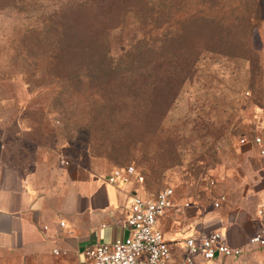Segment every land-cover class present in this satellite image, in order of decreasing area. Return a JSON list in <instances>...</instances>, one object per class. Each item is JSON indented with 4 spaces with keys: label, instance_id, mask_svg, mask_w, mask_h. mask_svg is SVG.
<instances>
[{
    "label": "rangeland",
    "instance_id": "1",
    "mask_svg": "<svg viewBox=\"0 0 264 264\" xmlns=\"http://www.w3.org/2000/svg\"><path fill=\"white\" fill-rule=\"evenodd\" d=\"M246 2L0 0V137L4 120L25 116L40 121L29 134L61 162L78 159L105 174L132 165L148 195L172 187L205 202L212 184L227 183L243 164L255 118L264 115V20L245 23L255 13ZM196 15L212 17V51L200 55L180 91H166V75L162 91L92 82L87 63L103 66L104 51L117 67L126 51L149 48L142 78L155 58L191 50L197 33L183 22ZM178 32L185 36L166 41ZM73 45L91 53L73 61ZM75 74L83 75L77 91Z\"/></svg>",
    "mask_w": 264,
    "mask_h": 264
},
{
    "label": "crops",
    "instance_id": "2",
    "mask_svg": "<svg viewBox=\"0 0 264 264\" xmlns=\"http://www.w3.org/2000/svg\"><path fill=\"white\" fill-rule=\"evenodd\" d=\"M3 123L0 264H90L84 254L87 248L127 234L122 222L133 195L154 196L135 178L111 183L109 174L89 163L61 162L50 147L29 134L40 121L24 116ZM252 131H264V115H257ZM24 146H29L27 154ZM240 155L243 164L231 171L227 183H213L205 202L174 190L180 209H166L158 217V227L171 245L168 264L182 262L185 239L200 230L220 231L228 245L242 252L218 253L212 259L197 255L192 264H264V246L248 243L264 221V155L250 145Z\"/></svg>",
    "mask_w": 264,
    "mask_h": 264
},
{
    "label": "built area",
    "instance_id": "3",
    "mask_svg": "<svg viewBox=\"0 0 264 264\" xmlns=\"http://www.w3.org/2000/svg\"><path fill=\"white\" fill-rule=\"evenodd\" d=\"M249 144L258 148L259 155H264V131L255 133ZM132 178L143 182V175L132 165L114 169L108 175L111 183L128 182ZM219 199L213 203L214 206H219ZM179 207L172 187H165L149 198L134 194L129 214L122 222L127 234L112 242L89 247L84 254L90 264H168L171 245L158 227V217L166 209L178 211ZM248 243L264 246V221L260 229L248 238ZM241 252L240 247L228 245L220 231L200 230L185 239V254L180 264H192L197 255L212 259L218 253L237 256Z\"/></svg>",
    "mask_w": 264,
    "mask_h": 264
},
{
    "label": "trees",
    "instance_id": "4",
    "mask_svg": "<svg viewBox=\"0 0 264 264\" xmlns=\"http://www.w3.org/2000/svg\"><path fill=\"white\" fill-rule=\"evenodd\" d=\"M249 7L255 9V13L250 16V19L245 23L249 22L251 25L252 19L257 21L264 20V0H248L246 2ZM193 22V23H192ZM184 25L193 26L194 24L197 36L193 40L191 50L185 52L178 46L173 51L167 52L165 58H155L153 66L150 68L149 73L142 76L138 75L140 71H143V66L148 62H142L144 54H150L149 48H143L137 53H133L130 50L126 51L123 55V60L117 67H114L109 61H107V51L103 52L104 65H94L92 62H88L87 70H91L95 73L92 76V82L94 84H100L102 82L110 83L109 91L112 88V83L117 84V91H162V79L166 75L167 79L170 80L166 91H180L181 85L188 75L191 73L192 65L204 52L212 51V17L207 15H196L185 20ZM185 33H173L166 37V41L180 40ZM216 38H220L217 35ZM159 48H165V43H162ZM219 53L218 51H214ZM70 53L73 55V61L75 57L82 53V56L86 58V55L91 53V48L88 46H71ZM152 53H155L153 51ZM93 59V58H92ZM94 65L97 68L91 67ZM79 66V65H78ZM137 66V71L136 67ZM163 67V68H162ZM91 75V73H89ZM81 74H75L71 79V88L77 91L79 88L78 84L81 82ZM88 78V77H87ZM98 82V83H97ZM101 85H97L99 88ZM104 86H108L107 84ZM105 90V89H104ZM79 91V90H78ZM176 92L170 95L168 100V107L171 106L172 102L176 98Z\"/></svg>",
    "mask_w": 264,
    "mask_h": 264
}]
</instances>
